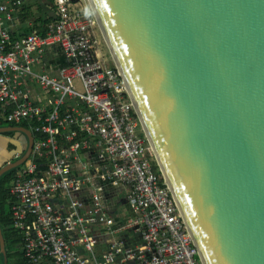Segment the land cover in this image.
Masks as SVG:
<instances>
[{"label":"built area","instance_id":"built-area-1","mask_svg":"<svg viewBox=\"0 0 264 264\" xmlns=\"http://www.w3.org/2000/svg\"><path fill=\"white\" fill-rule=\"evenodd\" d=\"M43 2L52 14L44 35L16 36L26 4L0 1V120L33 136L10 183L24 263L203 264L123 77L102 61L93 12ZM53 48L62 66L45 61ZM119 193L129 215L114 223Z\"/></svg>","mask_w":264,"mask_h":264},{"label":"water","instance_id":"water-1","mask_svg":"<svg viewBox=\"0 0 264 264\" xmlns=\"http://www.w3.org/2000/svg\"><path fill=\"white\" fill-rule=\"evenodd\" d=\"M89 2L202 263L264 264V0Z\"/></svg>","mask_w":264,"mask_h":264},{"label":"rangeland","instance_id":"rangeland-1","mask_svg":"<svg viewBox=\"0 0 264 264\" xmlns=\"http://www.w3.org/2000/svg\"><path fill=\"white\" fill-rule=\"evenodd\" d=\"M74 2L81 3L82 6L85 7V9L90 10L87 0H74ZM24 3L26 5H24L21 11L22 14L19 17V20L15 22L17 29L19 26L20 27H23V26L33 27L34 25H35L34 27L36 28L37 21L39 20V18H41L42 16L50 15L49 10H48L50 5L48 2L47 4H45L43 0H24ZM94 38L97 43L98 50L101 54L103 63H105V65L108 67H113L111 55L102 38V35L100 34L98 30V27L97 28L94 27ZM50 60L48 57L47 61L49 62ZM0 135H3V134H0ZM22 138H23L22 135L18 132H10L7 135L4 134L3 137L0 136V159L7 160L6 162H4L6 166L18 162L20 159L19 156L24 154V146L26 142H24ZM18 152L20 153V155L15 157V154ZM15 169H12L8 171L7 173L12 172ZM110 210H111V214L109 215V218L111 220L114 218L115 219L114 223H117L118 221L125 222L128 219L125 216H128L129 214L125 216L123 214L124 212L128 211L127 201L123 194L119 193L113 196V201H112V204L110 205ZM121 213L123 215H121ZM14 251H16V249ZM0 261L2 262L1 257H0Z\"/></svg>","mask_w":264,"mask_h":264},{"label":"trees","instance_id":"trees-1","mask_svg":"<svg viewBox=\"0 0 264 264\" xmlns=\"http://www.w3.org/2000/svg\"><path fill=\"white\" fill-rule=\"evenodd\" d=\"M52 21L51 18L43 17L37 22H40L39 28L36 29L38 34L44 35L45 27ZM32 28L27 29L24 34L32 31ZM61 66L63 63L60 64ZM11 127L0 120V128ZM17 128V127H16ZM8 133H6L7 135ZM17 167L12 172L4 174L0 177V229L5 243V252L7 258V264H25L22 258L20 247L21 239L18 233L13 229L12 218L10 212V183L18 170ZM16 249V251H14Z\"/></svg>","mask_w":264,"mask_h":264},{"label":"crops","instance_id":"crops-1","mask_svg":"<svg viewBox=\"0 0 264 264\" xmlns=\"http://www.w3.org/2000/svg\"><path fill=\"white\" fill-rule=\"evenodd\" d=\"M49 10V13H50V15L49 16H42L41 18H43V17H49V18H52V14H51V12H50V9H48ZM47 10V11H48ZM41 18H39V20L41 19ZM35 26V25H34ZM25 27V26H23V27H18V29H17V27H16V25H14L13 27H11V31H12V33H14L16 36L17 35H20V34H23L27 29H29V28H32V29H34V30H36L37 28H39V26H40V22H37V25H36V28L35 27ZM38 30V29H37ZM46 58H45V61L47 62V63H49V64H52V65H54V66H56V67H58V66H61L60 64L61 63H63L64 64V59H63V57H62V55H61V53H60V51H59V49L58 48H53L51 51H49L47 54H46V56H45ZM48 57H49V60L51 59H53L51 62L49 61H47V59H48ZM9 127V126H8ZM0 136H4V134L3 135H0ZM23 137V136H22ZM23 140H24V142H26L25 141V139H24V137L22 138ZM26 146H27V144H25V146H24V153H25V150H26ZM20 155V153L18 152V153H16L15 154V157H17V156H19ZM22 155H20L19 156V158L21 157ZM7 160H1L0 159V168L1 167H4V166H6L5 165V163L4 162H6ZM2 169V168H1ZM20 252H21V248H20Z\"/></svg>","mask_w":264,"mask_h":264},{"label":"bare ground","instance_id":"bare-ground-1","mask_svg":"<svg viewBox=\"0 0 264 264\" xmlns=\"http://www.w3.org/2000/svg\"><path fill=\"white\" fill-rule=\"evenodd\" d=\"M87 2H88V5H89V7H90V9H91V11L93 12V10H92V7H91V5H90V2H89V0H87ZM93 14H94V12H93ZM94 17H95V15H94ZM96 19V18H95ZM99 26V25H98ZM99 30H100V33H101V35H102V38H103V40H104V42H105V44H106V46H107V43H106V41H105V37H104V35H103V31L101 30V28L99 27ZM107 48H108V46H107ZM108 51H109V53L111 52L110 50H109V48H108ZM110 55H111V53H110ZM111 58H112V55H111ZM113 59V58H112Z\"/></svg>","mask_w":264,"mask_h":264},{"label":"flooded vegetation","instance_id":"flooded-vegetation-1","mask_svg":"<svg viewBox=\"0 0 264 264\" xmlns=\"http://www.w3.org/2000/svg\"><path fill=\"white\" fill-rule=\"evenodd\" d=\"M28 146V145H27ZM27 146H26V150H27ZM26 152V151H25ZM25 153L20 157V159H22L24 157ZM19 159V160H20Z\"/></svg>","mask_w":264,"mask_h":264}]
</instances>
